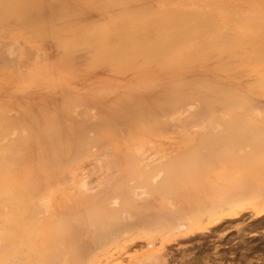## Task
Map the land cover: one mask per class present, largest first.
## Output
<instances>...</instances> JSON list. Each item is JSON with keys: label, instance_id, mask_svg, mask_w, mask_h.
I'll use <instances>...</instances> for the list:
<instances>
[{"label": "rangeland", "instance_id": "1", "mask_svg": "<svg viewBox=\"0 0 264 264\" xmlns=\"http://www.w3.org/2000/svg\"><path fill=\"white\" fill-rule=\"evenodd\" d=\"M231 1L246 7L252 0ZM255 1L264 4V0ZM129 3L0 0V121L18 120L22 112H47L70 125L82 121L83 129H91L89 140H18L20 133L28 131L14 122L8 140H0V163H8L6 175H11L14 186L19 190L40 183L38 192L49 190L53 202L47 219L41 216L36 220L33 212L21 221L33 226H29L32 236L27 248L22 242L4 241L0 236V264H139L147 255L157 258L155 262L151 259V264H264V217L251 212L219 224L204 222L199 228L169 237L151 251L145 246L123 247L121 233L137 231L133 225L119 232L115 229V238L97 243L104 236L94 231L97 226L91 221L97 215L88 213L98 207L97 199L107 195L109 201L102 208L126 217L122 193L132 197L134 191L138 194L143 190L141 185L134 189L137 184L131 179L132 172L165 166L164 162L176 157L179 147L200 141L193 139L196 133L186 129L187 120L193 119L189 127L197 131L198 120L206 112L220 117L229 105L224 98L241 97L244 90L254 89L256 79L252 75L259 71L252 70L254 63L249 60L256 57V50H260L258 55L264 62L262 29L239 31L244 40L242 57L228 51L221 57L211 54L177 61L165 56L157 60L169 57L165 60L168 62L146 60L143 64H122L119 69H113L109 61L87 69L91 54L75 56L74 47H96L105 27L111 28V34L138 30ZM226 29L232 37L235 26L227 22ZM160 35L146 32L147 39L153 41ZM234 66L237 73L233 75L228 69ZM221 69H226L224 78L218 75ZM175 86L180 87L184 100H190L183 106L168 107L175 101ZM189 92L195 95L187 98ZM205 95L208 99L204 101ZM257 96L250 104L253 114L257 108L264 111V96ZM177 116L180 117L167 123ZM95 127L101 129L102 137L95 136ZM31 131L39 135L41 129L34 127ZM184 136L188 140H182ZM67 141L71 154L56 156L58 142ZM214 141L238 146L235 152L239 154L256 146L254 155L262 153L264 157V140ZM126 149L141 154L127 153ZM127 183L132 188L113 194L115 187L123 188ZM82 195L89 199L78 201ZM1 203L0 231L2 224L16 215L11 209L36 210L33 203ZM113 222L106 221L105 225L113 230ZM122 222L129 224L128 219Z\"/></svg>", "mask_w": 264, "mask_h": 264}, {"label": "bare ground", "instance_id": "2", "mask_svg": "<svg viewBox=\"0 0 264 264\" xmlns=\"http://www.w3.org/2000/svg\"><path fill=\"white\" fill-rule=\"evenodd\" d=\"M129 1L138 30H126L124 35L111 34V28L105 27L101 30L99 37L101 42L96 47L87 45L74 47L75 56L83 52L91 54L92 60L88 63L87 69L94 67V64H107L109 61L114 65L113 69H119L122 64H143L146 60L163 62L169 57H171L170 61L205 57L211 54L221 57L228 51L242 57L240 47L244 45V40L239 31L253 32L264 29V4L255 0L246 7H242L243 3L235 5L231 0ZM251 14L256 15L250 16ZM227 22H230V26H235L232 37L226 29ZM146 32L161 35L153 41L147 39ZM230 46L236 47L230 49ZM256 53V57L249 60L254 63L250 66L252 70L259 71L252 75L256 79L254 89L244 90L243 95L239 92L241 97L224 98L228 100L229 105L224 108L221 116L213 115L211 111L206 112L198 120L199 130L197 131L189 127L194 124L193 119L187 120L189 126H186V129L190 133H196L193 139L200 141L193 145L179 147L176 157L164 162L165 166L149 170H131L133 171L131 179H135L137 184L134 189L141 185L143 190L138 194L134 191L132 197L122 193L121 205L126 217L118 215V211L102 208V205L109 201L107 195L97 199L98 207L88 210L91 216L97 215L91 221L97 226L94 231H100L98 235L104 236L97 242L99 245L108 241V238L111 241L117 234L115 229L119 232L121 229L123 231L124 227L133 225L138 228L137 231L121 233L123 247L145 246L151 251L158 245H162L169 237L192 231L201 227L204 222L219 224L238 218L247 212H251L256 217H264V173L261 172L264 169L263 154L254 155L252 150L256 146L239 154L235 152L239 151L238 146L222 145L214 141L264 140V124L262 123L264 111L257 108L256 114H253V107L250 105L257 95L264 96V76H260L262 72L264 73V62H261L262 59L258 55L260 50H256ZM165 56L169 57L162 61L157 60ZM258 64L261 69L258 68ZM255 65L257 66L254 67ZM146 66L142 67L146 68ZM236 66L239 65L236 64ZM235 68L234 66L228 70L234 75L237 73L234 72ZM226 69L219 70L218 75L224 78ZM179 89V86L173 88L172 94L176 98L174 102L167 104L168 107L183 106L190 100H184ZM193 95H195L194 92H189L186 97L192 98ZM208 96H202L204 101L208 99ZM179 117L167 120V123H172ZM14 122L18 127L28 131L26 134L20 133L16 137L18 140H89L91 138V129H83L80 126L83 124L82 121L70 125L64 119H57L54 114L47 112L35 115L22 112L18 120L0 121V140L7 139L11 124ZM143 122L148 123L146 120ZM34 127H40L39 135L32 133L31 129ZM100 134L101 129L95 127V136ZM134 134L138 137L137 133ZM182 140H188L187 136H184ZM57 145V149L60 148V150L56 156L71 154L69 141L58 142ZM126 152L141 154L139 151L128 149ZM11 153L12 150H10ZM218 163L219 166L216 167ZM5 164L8 165V163ZM5 164L0 163V171L2 170L0 203L7 205L33 203L36 210L11 209L10 212L15 211L16 215L2 224L0 236L4 241L22 242L27 248L32 236V228L29 226L32 225L27 226L21 221L26 219L28 213L33 212H36L34 219L40 220L41 216L47 219L48 213L53 209L51 194L49 190L40 194L38 192L40 183L18 190L14 186L11 175H6L8 171L5 170ZM70 177L73 182L74 175ZM115 188L117 189L113 194L120 195L123 189L132 187L127 183L123 188L121 185ZM79 198L78 201L89 199L83 195ZM123 219H128L129 224L123 223ZM106 221H114L113 230L105 225ZM151 259L155 262L157 258L154 255H147L139 264H151ZM39 263L44 264L42 261Z\"/></svg>", "mask_w": 264, "mask_h": 264}]
</instances>
